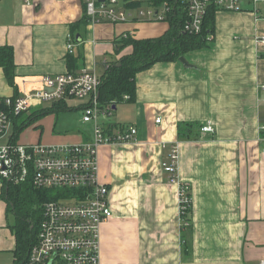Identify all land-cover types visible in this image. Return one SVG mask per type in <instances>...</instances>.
<instances>
[{
	"label": "crops",
	"instance_id": "crops-1",
	"mask_svg": "<svg viewBox=\"0 0 264 264\" xmlns=\"http://www.w3.org/2000/svg\"><path fill=\"white\" fill-rule=\"evenodd\" d=\"M29 1L0 0V46L12 47L15 62L13 85L0 67V96L29 92L43 75L86 68L100 77L108 64L131 52V46L115 51L117 37L155 38L169 27L166 21L85 23L82 0ZM257 9L216 11L212 39L183 55L188 66L179 60L151 65L135 76L134 100L115 105L112 127L133 125L137 134L133 141L98 148V177L109 188L112 212L101 224L98 264L264 259V45L256 40L264 36V4ZM61 101L32 107L13 121V131L42 108H60L48 114L82 112L88 100ZM191 121H211L214 131L178 138L177 124ZM79 123L85 128L74 136L59 130V144L91 139L92 125ZM173 144L178 182L190 188L185 227L178 184L161 170ZM2 191L0 186V264H11L15 236Z\"/></svg>",
	"mask_w": 264,
	"mask_h": 264
},
{
	"label": "built area",
	"instance_id": "built-area-1",
	"mask_svg": "<svg viewBox=\"0 0 264 264\" xmlns=\"http://www.w3.org/2000/svg\"><path fill=\"white\" fill-rule=\"evenodd\" d=\"M82 0L90 23L167 21L168 16L181 11V30L198 34L207 13L240 11L248 6L255 12L264 0ZM30 4L29 0H25ZM138 5H134L135 3ZM264 45V36L256 38ZM73 36H68L66 48L72 51ZM100 77L86 68L38 78L35 88L16 96H0V186L5 182L18 184L30 178L38 189H48L51 198L40 205L41 217L36 225V237L28 252V264H98L101 224L111 217L109 188L98 177V148L103 144L133 141L137 129L133 125L113 126L109 122L113 107L97 100ZM67 98L85 99L81 120L92 125V137L75 144H21L14 139L13 118L32 107ZM124 100L128 95L123 96ZM156 118V122H159ZM200 132L213 133L211 121ZM264 130V126L261 127ZM164 146V145H163ZM178 148L170 146L161 170L168 181L178 184V203L183 226L191 207L189 185L177 178ZM258 264H264V259Z\"/></svg>",
	"mask_w": 264,
	"mask_h": 264
},
{
	"label": "trees",
	"instance_id": "trees-1",
	"mask_svg": "<svg viewBox=\"0 0 264 264\" xmlns=\"http://www.w3.org/2000/svg\"><path fill=\"white\" fill-rule=\"evenodd\" d=\"M163 0H153L158 5ZM135 6L138 5L136 2ZM214 9H211L202 24L198 34H189L181 30L184 20L181 11L168 16V29L159 37L135 39L127 34L120 35L114 40L115 51L120 52L124 47L131 46V52L122 55L118 60L106 66L100 75L97 89V100L101 105L111 103L115 107L122 102L123 96L128 95L127 101L135 98V76L157 62L176 61L186 52L205 47L209 37L214 33ZM82 22H88L85 13ZM74 32H71L72 36ZM126 35V36H125ZM0 67L3 69L9 84L13 85L15 62L13 49L9 45L0 46ZM18 95V94H17ZM62 103V101H59ZM60 110L59 107L42 108L37 114L28 116L14 127V139L21 130L31 124L37 117ZM21 115L17 116L19 118ZM13 118V121L16 119ZM199 122H179L177 124L178 138L193 139L200 129ZM200 131V130H199ZM1 196L7 203V210L14 216V222L9 226L15 236L13 262L11 264H28V252L36 237V225L41 217L40 205L51 198L52 191L35 188L30 178L18 184L5 182Z\"/></svg>",
	"mask_w": 264,
	"mask_h": 264
},
{
	"label": "rangeland",
	"instance_id": "rangeland-1",
	"mask_svg": "<svg viewBox=\"0 0 264 264\" xmlns=\"http://www.w3.org/2000/svg\"><path fill=\"white\" fill-rule=\"evenodd\" d=\"M212 39V35L209 37V40ZM209 42V41H208ZM207 42V43H208ZM98 74V72H96ZM47 106L48 104L45 103ZM29 114V113H28ZM82 117V112L78 109L72 111L58 112L52 114H46L44 116L38 117L33 121L29 126L25 127L18 134V143H37L38 138L41 144L54 145L62 143L59 139V130L66 131L70 135L74 136L77 129H82L79 123V120ZM40 119V121H38ZM41 126H40V124ZM35 124L38 126L34 127ZM3 140H0L2 143ZM74 142V141H68ZM10 220L13 223V215L10 212Z\"/></svg>",
	"mask_w": 264,
	"mask_h": 264
},
{
	"label": "water",
	"instance_id": "water-1",
	"mask_svg": "<svg viewBox=\"0 0 264 264\" xmlns=\"http://www.w3.org/2000/svg\"><path fill=\"white\" fill-rule=\"evenodd\" d=\"M76 38H77V42H78V41H79L78 36H76ZM178 60H179L184 66H188V65H189V64L187 63V61H186V59H185L184 56H180V57L178 58ZM113 109H114V107H113Z\"/></svg>",
	"mask_w": 264,
	"mask_h": 264
}]
</instances>
